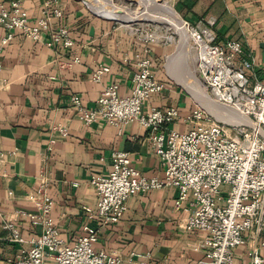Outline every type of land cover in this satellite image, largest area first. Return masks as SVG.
<instances>
[{"label":"crops","instance_id":"1","mask_svg":"<svg viewBox=\"0 0 264 264\" xmlns=\"http://www.w3.org/2000/svg\"><path fill=\"white\" fill-rule=\"evenodd\" d=\"M47 1L23 0V4L36 18ZM58 1L64 16L52 19L53 27L67 24L70 28L75 41L71 54L80 56L79 63L62 67L71 60V54L19 32L1 55V78L7 84L0 89V144L6 152L0 174V264H9L8 259L30 247L41 233V226L22 212H37L30 195L36 192L42 171L48 181L47 192L54 200L51 217L68 245L74 244L86 224H100L98 219L89 220L85 206L96 209L99 195L91 179L110 173L113 151L129 152L135 166L148 177L164 176V164L150 139L151 130L138 121L121 127L104 121L87 125L70 105L71 96L78 94L86 106L96 108L104 88L113 83L119 84L121 95L130 94L137 61L145 53L144 44L97 15L84 0ZM170 1L182 18L201 31H213L218 42L238 41L243 48L239 64L246 65L255 80H264V0ZM108 6L98 13L115 19L127 17L108 10ZM170 51L167 44L152 47L156 76L166 87L144 102L143 112L178 106L181 118L168 127L185 130L189 125L183 117L204 97L196 99L186 87L189 92L181 100L182 83L168 69ZM185 60L187 66L179 62L177 72L191 75L190 63ZM101 64L109 65L111 71L103 81L95 82L91 73ZM206 103L214 109L212 103ZM57 125L67 127L68 136H62L55 129ZM227 187L223 186L224 193ZM177 194L172 186L133 194L122 219L101 228L96 249L132 258L128 264H202L206 256L200 244L205 234L182 227L185 214L175 208ZM5 219L15 222L21 241L12 240L11 231L3 227ZM260 238L264 239V233ZM257 243V238L249 237L247 244L237 247L235 264H248L249 249ZM262 252L264 255V249ZM45 264H55L54 259L47 258Z\"/></svg>","mask_w":264,"mask_h":264},{"label":"built area","instance_id":"2","mask_svg":"<svg viewBox=\"0 0 264 264\" xmlns=\"http://www.w3.org/2000/svg\"><path fill=\"white\" fill-rule=\"evenodd\" d=\"M63 16L58 0H48L36 18L30 16L23 0L0 3V89L7 84L1 78V55L17 32L47 47L64 49L69 54L74 51L75 41L67 24L57 28L52 24V19ZM180 18L193 52L191 76L196 87L209 102L234 109L247 121L238 122L228 115L217 119L198 105L183 117L187 129L178 130L168 127L181 118L178 106L144 113V102L166 87L156 76L152 47L170 45L174 38L152 28L139 33L135 38L144 44L145 53L137 61L130 94L121 95L119 84L113 83L104 88L96 108L86 106L78 94L71 96L70 105L87 125L104 121L121 127L138 121L151 130L152 146L165 167L163 178L146 176L129 152L113 151L110 173L91 179L99 195L96 209L85 206L89 220L98 219L100 224H86L74 244L68 245L51 217L54 200L47 192L48 181L42 171L40 184L30 195L37 212H22L34 225L41 226V233L30 247L8 259L9 264H45L49 257L55 264L133 262L116 252L96 249L101 228L122 219L133 194L167 186L178 191L175 208L185 214L182 227L205 234L200 244L206 256L202 264H235V249L247 244L249 237L257 238L258 243L249 249L248 264H264V239L260 238L264 233V80L250 81L248 67L238 62L243 52L238 41L220 43L213 31H201ZM71 55L62 67L80 62L78 54ZM110 71L109 65H98L91 78L101 82ZM55 129L64 137L69 134L65 126L57 125ZM5 161L6 152L0 144V174ZM224 185L228 186L226 193ZM3 227L11 231L12 240H22L12 219H5Z\"/></svg>","mask_w":264,"mask_h":264},{"label":"rangeland","instance_id":"3","mask_svg":"<svg viewBox=\"0 0 264 264\" xmlns=\"http://www.w3.org/2000/svg\"><path fill=\"white\" fill-rule=\"evenodd\" d=\"M84 1L91 6L93 11L97 15H99L105 19L111 20L113 22L114 26L119 27V29H124L127 33H129L133 37H137V35L139 33L144 32L148 28L156 29L157 31H159L163 34L172 35L174 38V41L171 43V45H169V48L171 50L170 52L172 55L171 57L178 56V53L180 51H182V55L178 58H181L182 60L186 59L185 61H187V63H191L190 68L191 69L193 68V65H192V54H193V52H192L191 45L188 42H186V40L188 38V37L186 38V34H183V35L181 34V37H180L179 34H176L177 30L175 27H173L169 24L163 23V22L151 20L153 16L158 18V17H161L163 15H166L167 13L162 8L164 7V9L165 8L168 9V5L171 6L175 10V12L177 13L178 16H180V14L177 12L176 8L174 7V5L172 4V2L170 0H151V2H153L154 4L151 5L150 7L146 3V2H148V0H84ZM106 4L110 5L114 11H117L115 8H118V9H120V11H123L125 13H129L130 15L127 16L126 18H123V19H121V18H117V19L109 18V17H105L103 15H100L97 11L98 8L101 6H106ZM114 6H115V8H113ZM149 16H152V17H149ZM178 33H179V31H178ZM171 57H169V58H171ZM240 58L241 57H239V59ZM183 63L185 66H187V64L182 61V64ZM168 65H169V62H168ZM250 73L251 72H248L250 81L252 83H254L256 81L255 76H254V74H250ZM175 74H178V72H175ZM179 75H181V77L183 79L186 78L185 80L191 81V85L197 90V92L195 94L196 97L193 95L196 99H198L197 95L199 96V98L204 97L203 94L201 93V90H199L197 88L198 85H196L193 82L191 75L187 74L186 71H184V72L179 71ZM189 77H190V79H189ZM174 78H176L177 81L182 83V84H179V83L178 84L181 85V86H179L182 89L181 90V92H182L181 93V100L184 101V99L186 97L184 93L189 92V90H188L189 87L184 82H182L178 76L177 77L174 76ZM205 101L208 103H212L211 101L209 102V100L207 98H204L201 102H200V100H199V102L196 101L195 104H193L194 108H196L198 106L197 104H199L207 112L215 115V117L217 119L223 120L224 116L228 115L231 118L233 117V119L235 118L234 120H236L238 122H245L246 121V119L245 118L242 119L240 114H238L237 111L234 109L232 110L229 108L228 109L222 108V107H219L213 103H212V105L214 106V109H211L210 105H208ZM222 109H224V110L222 111Z\"/></svg>","mask_w":264,"mask_h":264},{"label":"bare ground","instance_id":"4","mask_svg":"<svg viewBox=\"0 0 264 264\" xmlns=\"http://www.w3.org/2000/svg\"><path fill=\"white\" fill-rule=\"evenodd\" d=\"M96 2V1H95ZM148 5H149V7L151 6V5H153L154 3L153 2H151V0H148V2H146ZM103 4V3H102ZM98 6V5H97ZM107 7V4H106V6H101V7H99L98 9H105ZM113 8H115V7H113ZM117 11H114L113 9H112V7L109 5L108 6V10H110V11H113V12H115V13H117L118 15H120V16H129L130 14L129 13H125V12H123V11H120V9H118V8H115ZM167 14L166 15H163V16H161V17H152V16H149V17H152V19L151 20H153V21H158V22H163V23H166V24H169V25H171V26H173V27H175L176 28V30H177V32L179 31V33H180V35L182 34H186L185 33V31L183 30V28H182V20H181V18H180V16H178L177 15V13L175 12V10L171 7V6H169L168 5V9L167 8H165L164 9V7L162 8ZM182 55V51H180L179 53H178V56H174V57H171V58H169V65H168V69L170 70V73L171 74H173V76H175V77H179L180 78V80L182 81V82H184L188 87H189V90H190V92H191V94L192 95H194L195 97H196V92H197V90L191 85V81H189V80H185V79H183V78H181V76H179V74H175V72H177L178 71V65H179V62L181 63L183 60L181 59V58H178V57H180ZM189 76V75H188ZM189 79H190V77H189ZM198 94V93H197ZM197 97H198V99H199V96L197 95ZM221 109V108H220ZM224 109H222V111H223ZM229 111V110H228ZM228 113V112H227ZM236 116V115H235ZM235 119V118H234ZM242 119H243V117H242ZM238 120V119H237ZM243 121V120H242ZM247 121V120H246ZM245 121V122H246Z\"/></svg>","mask_w":264,"mask_h":264}]
</instances>
